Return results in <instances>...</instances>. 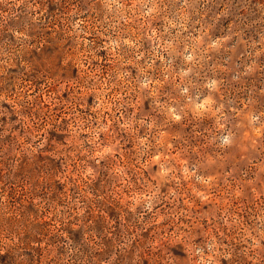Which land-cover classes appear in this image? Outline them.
I'll list each match as a JSON object with an SVG mask.
<instances>
[{
  "label": "rangeland",
  "instance_id": "rangeland-1",
  "mask_svg": "<svg viewBox=\"0 0 264 264\" xmlns=\"http://www.w3.org/2000/svg\"><path fill=\"white\" fill-rule=\"evenodd\" d=\"M0 264H264V0H0Z\"/></svg>",
  "mask_w": 264,
  "mask_h": 264
}]
</instances>
